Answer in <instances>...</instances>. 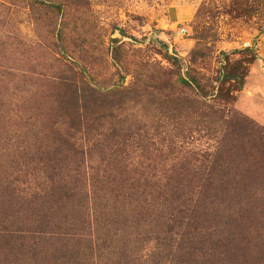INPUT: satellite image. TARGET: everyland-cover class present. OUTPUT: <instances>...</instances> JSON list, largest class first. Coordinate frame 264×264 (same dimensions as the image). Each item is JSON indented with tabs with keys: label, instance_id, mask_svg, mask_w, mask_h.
Returning <instances> with one entry per match:
<instances>
[{
	"label": "rangeland",
	"instance_id": "1",
	"mask_svg": "<svg viewBox=\"0 0 264 264\" xmlns=\"http://www.w3.org/2000/svg\"><path fill=\"white\" fill-rule=\"evenodd\" d=\"M244 48H253L257 58L230 105L198 99L193 91L171 81L189 73L201 83L203 93L210 92L222 54L237 59L240 55L232 53ZM115 52L117 61L112 59ZM167 54L179 57L181 69L171 66ZM73 73L101 90L134 83L141 92L142 97L107 112L113 117L96 131L104 132L108 125L146 141L154 136L151 147H212L220 127L218 115L217 130L205 117L212 108L233 109L264 127V0H0V183L9 179L24 194L39 188L37 162L46 157L38 152L26 155L23 149L45 146L35 133L50 128L54 120L50 108L57 98L47 81ZM16 150L19 155L13 157ZM13 197L20 200L16 193ZM13 206L5 216L13 217L21 209L19 204ZM73 206L56 218L52 228L43 229L58 228L64 238L76 235L73 219L80 212ZM25 207L20 210L24 216L11 218L5 228L40 230L29 217L35 218L38 206ZM227 216L217 212L196 260L189 263L184 257L186 245L172 264H233L236 252L231 249L233 231ZM126 218L118 231L102 230L100 252L93 254L104 257L100 263L147 264ZM68 243L73 252L81 248V256L65 253L64 257L62 250L56 264L93 262L88 241ZM151 261L167 264L166 259Z\"/></svg>",
	"mask_w": 264,
	"mask_h": 264
},
{
	"label": "trees",
	"instance_id": "2",
	"mask_svg": "<svg viewBox=\"0 0 264 264\" xmlns=\"http://www.w3.org/2000/svg\"><path fill=\"white\" fill-rule=\"evenodd\" d=\"M232 54L240 57L222 54L210 92L203 93L201 83L189 73L171 81L193 91L198 99L230 105L243 90L249 66L257 58L253 48ZM166 56L173 68L181 69L179 57ZM112 59L118 60L116 52ZM51 78L47 82L57 92L50 108L54 120L48 130L41 127L35 133L45 146L36 147V151L23 149L26 155L38 152L46 157L37 162L39 188L24 194L13 188L9 179L0 183V264H56L62 250L64 257L65 253L80 257L83 251L73 252L69 240L88 241L91 264H102L104 257L93 255L97 249L100 252L102 230L111 227L118 231L124 215L147 264L152 259L172 264L175 261L171 259L181 255L186 245L184 257L190 263L203 251L206 231L217 212L227 214V225L232 227L233 264H264L263 126L233 109L212 108L205 117L216 130L217 115L220 121L214 145L174 147L175 153L172 147H151L154 136L148 142L108 125L104 132L96 131L113 117L107 112L141 96L136 84L101 90L76 73ZM19 152L12 151V156ZM15 193L20 200L13 197ZM14 203L20 210L30 204L38 206L35 218L29 217L40 230L5 228L13 218L24 216L20 210L13 217L5 216L15 208ZM70 204L80 212L73 219L76 235L64 238L58 228L43 229L52 228Z\"/></svg>",
	"mask_w": 264,
	"mask_h": 264
},
{
	"label": "built area",
	"instance_id": "3",
	"mask_svg": "<svg viewBox=\"0 0 264 264\" xmlns=\"http://www.w3.org/2000/svg\"><path fill=\"white\" fill-rule=\"evenodd\" d=\"M249 46V45H248Z\"/></svg>",
	"mask_w": 264,
	"mask_h": 264
}]
</instances>
